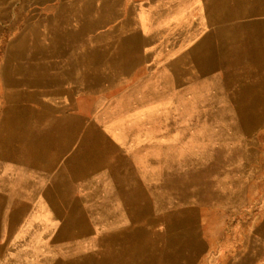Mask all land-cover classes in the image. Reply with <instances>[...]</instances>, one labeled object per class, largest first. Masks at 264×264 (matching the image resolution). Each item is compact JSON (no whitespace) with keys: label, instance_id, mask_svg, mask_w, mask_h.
<instances>
[{"label":"crops","instance_id":"obj_1","mask_svg":"<svg viewBox=\"0 0 264 264\" xmlns=\"http://www.w3.org/2000/svg\"><path fill=\"white\" fill-rule=\"evenodd\" d=\"M4 4L0 264H264V160L260 176L148 189L162 154L129 146L132 120L141 134L148 113L207 102L232 134L264 132V0Z\"/></svg>","mask_w":264,"mask_h":264},{"label":"rangeland","instance_id":"obj_2","mask_svg":"<svg viewBox=\"0 0 264 264\" xmlns=\"http://www.w3.org/2000/svg\"><path fill=\"white\" fill-rule=\"evenodd\" d=\"M5 1L9 2L10 0ZM12 11H14V9H12L9 4H4L3 6L0 5V17L1 15L4 17L10 16L12 15ZM6 22L7 20L4 22H0V26L9 25L6 24ZM169 106L172 107V105ZM169 106H167V108ZM203 107L205 110L202 109ZM195 108L196 109L193 115V119L178 118L182 111L184 112L186 109H183L179 112L176 109H166L167 111L163 113V116L166 117L164 119H152V117L150 116L151 114L148 113L146 120L141 121L145 122L146 124V130L141 134L138 130L140 127L139 120L131 121L132 125L130 129L131 136L129 146L147 147L148 156L150 154L153 155L155 149H157L158 152L162 154L163 166L157 171V174H155V171H153L149 165V162H152L153 164L154 161H148V178L152 181V184H148V189L154 188L153 184H155L156 180L153 178L155 177V175L159 176L156 178H160V175H163V177H174L178 175L180 178L183 177V179H187L186 177L188 175H193L196 178V186L197 182L200 181V187L202 177H206L208 171L211 175V181L214 177L218 176H239L245 179L246 177H249L251 175H258V173L259 176L262 175V172L258 166L263 163L262 161L264 160L263 152L260 151L262 149L261 147H264V132L262 133V129H260V132L262 134L259 135L235 136L231 133L232 131L229 128L232 125L231 121H227L226 119H224L227 114L233 115V113H223L219 104H196ZM170 116H173V118H169ZM187 136L190 139H188ZM123 138L127 141L129 136L125 135ZM124 146H128L126 142ZM257 147H260V152L258 151ZM210 156L212 158H210ZM149 157L154 160V157ZM177 161L179 162L178 167L175 164V162ZM246 186L247 191H244V194H250L251 185H246V183H243L244 190ZM83 250L89 251V248H85ZM37 261L44 262L42 258H36V262Z\"/></svg>","mask_w":264,"mask_h":264},{"label":"bare ground","instance_id":"obj_3","mask_svg":"<svg viewBox=\"0 0 264 264\" xmlns=\"http://www.w3.org/2000/svg\"><path fill=\"white\" fill-rule=\"evenodd\" d=\"M129 8V7H128ZM219 9V8H218ZM162 10V9H161ZM212 10V9H211ZM127 12V11H126ZM215 12V11H214ZM215 14V13H214ZM213 15V14H212ZM217 17V16H216ZM220 17V16H219ZM125 20H127V19H125ZM129 20V19H128ZM134 20V19H133ZM138 22V21H137ZM101 23V22H100ZM136 24V23H135ZM131 26V25H130ZM227 26V25H226ZM237 26V25H236ZM42 27H43V25H42ZM126 28V27H125ZM139 28V27H138ZM222 28V27H221ZM223 28H224V26H223ZM222 28V29H223ZM233 28H235V25H234V27ZM239 28V27H238ZM45 29V28H44ZM61 29H63V28H61ZM219 29H220V27H219ZM122 30L124 31V29H123V27H122ZM216 30L218 31V29L216 28ZM239 31V30H238ZM43 32V31H42ZM47 32V31H46ZM59 33V32H58ZM66 33V32H65ZM128 33V32H127ZM43 34H44V32H43ZM88 34V33H87ZM210 34V33H209ZM233 34H234V32H233ZM20 35V34H19ZM141 35H142V33H141ZM215 35V34H214ZM42 36V35H41ZM181 37V36H180ZM205 37H206V35H205ZM204 37V38H205ZM216 38V37H215ZM16 39H18V37L16 38ZM199 39V38H198ZM229 41V40H228ZM203 42V41H202ZM209 43V42H208ZM227 43H229V42H227ZM231 43V42H230ZM63 44V43H62ZM216 45V44H215ZM111 46V45H110ZM230 46V45H229ZM235 46V45H234ZM233 46V47H234ZM228 48V47H227ZM109 49V48H108ZM218 49V48H217ZM232 49H234V48H232ZM28 50V49H27ZM7 51V50H6ZM40 51V50H39ZM184 51V50H183ZM9 52V51H8ZM12 52H14V51H12ZM15 53V52H14ZM16 53H18V52H16ZM27 53V52H26ZM181 53V52H180ZM179 53V54H180ZM235 53V52H234ZM138 54V53H137ZM236 54V53H235ZM19 55H21V54H19ZM141 55V54H140ZM208 54H206V56H207ZM144 56V55H143ZM177 56V55H176ZM228 56V55H227ZM105 57V56H104ZM137 57V56H136ZM189 57H190V55H189ZM219 57V56H218ZM229 57V56H228ZM214 58V57H213ZM220 58V57H219ZM8 59V58H7ZM173 59V58H172ZM204 59H205V57H204ZM226 60V59H225ZM229 60V59H228ZM221 61V60H220ZM5 62V61H4ZM15 62V61H14ZM198 62V61H197ZM207 62V61H206ZM224 62H226V61H224ZM213 63H215V62H213ZM26 64V63H25ZM108 64V63H107ZM191 64V63H190ZM216 64V63H215ZM102 65V64H101ZM165 65V64H164ZM184 65V64H183ZM252 65V64H251ZM112 66V65H111ZM212 66V65H211ZM216 66V65H215ZM220 66V65H219ZM98 67V66H97ZM101 67V66H100ZM222 67V66H221ZM232 67V66H231ZM238 67H240V65L238 66ZM237 67V68H238ZM251 67H253V66H251ZM20 68V67H19ZM107 68V67H106ZM233 68V67H232ZM235 68V67H234ZM248 68H250L249 66H248ZM190 69V68H189ZM188 69V70H189ZM204 69V68H203ZM214 69H216V68H214ZM230 69V68H229ZM245 69H247V68H245ZM19 70V69H18ZM104 70V69H103ZM213 70V69H212ZM20 71V70H19ZM95 71H97V70H95ZM195 71V70H194ZM202 71V70H201ZM16 72V71H15ZM196 72V71H195ZM194 72V73H195ZM228 72H230V71H228ZM251 72V71H250ZM255 72H257V71H255ZM199 73H200V71H199ZM229 74V73H228ZM252 74V73H251ZM102 75V74H101ZM253 75H254V73H253ZM256 75V74H255ZM18 76V75H17ZM184 76V75H183ZM192 76V75H191ZM39 77V76H38ZM122 77V76H121ZM184 77H186V76H184ZM196 77V76H195ZM36 78H37V76H36ZM253 78V77H252ZM169 79V78H168ZM192 79V78H191ZM247 79V78H246ZM171 80V79H170ZM85 81V80H84ZM175 81V80H174ZM244 81V80H243ZM16 83H17V81H15ZM28 82V81H27ZM16 83H14V84H16ZM29 83H30V81H29ZM176 83V82H175ZM183 83V82H182ZM181 83V84H182ZM186 83H188V82H186ZM7 84H8V82H7ZM13 84V83H12ZM166 84H168V83H165V85ZM228 84V83H227ZM242 84V83H241ZM245 84V83H244ZM30 85V84H29ZM234 85H237V84H234ZM168 86V85H167ZM6 87V86H5ZM172 87V86H171ZM239 87V86H238ZM24 88V87H23ZM229 88V87H228ZM237 88V87H236ZM15 89H17V88H15ZM226 89V88H225ZM242 89V88H241ZM162 90V89H161ZM243 90V89H242ZM231 91V90H230ZM238 91V90H237ZM246 92V91H245ZM255 92V91H254ZM188 94V93H187ZM214 94V93H213ZM211 95V94H210ZM238 95V94H237ZM240 95V94H239ZM252 96V95H251ZM12 97V96H11ZM214 97V96H213ZM238 97V96H237ZM218 99V98H217ZM249 100V99H248ZM211 101V100H210ZM223 101V100H222ZM232 101H233V99H232ZM208 103V102H207ZM206 103V104H207ZM233 103V102H232ZM210 104H211V102H210ZM216 104V103H215ZM213 105V104H212ZM226 105V104H225ZM261 105V104H260ZM219 106H221V105H219ZM223 106V105H222ZM263 106V105H262ZM261 106V107H262ZM147 107H148V105H147ZM206 107V106H205ZM218 108V107H217ZM254 108V107H253ZM201 109V108H200ZM202 109H204V107L202 108ZM201 109V110H202ZM205 110V109H204ZM203 110V111H204ZM232 110V109H231ZM248 110V109H247ZM213 111V110H212ZM230 111V110H229ZM253 111V110H252ZM215 112V111H214ZM228 112V111H227ZM205 113V112H204ZM261 113V112H260ZM150 114V113H149ZM253 114V113H252ZM257 114V113H256ZM248 115H249V113H248ZM203 116V115H202ZM205 116V115H204ZM173 117V116H172ZM244 116H242V118H243ZM181 118V117H180ZM234 118V117H233ZM245 118V117H244ZM254 118H257V116L256 117H254ZM251 119V118H250ZM173 120V119H172ZM246 120V119H245ZM250 121V120H249ZM260 121V120H259ZM238 122H240V121H238ZM224 123V122H223ZM219 124V123H218ZM221 124V123H220ZM245 125V124H244ZM202 126H204V125H202ZM213 126V125H212ZM209 127V126H208ZM221 127V126H220ZM240 127V126H239ZM194 128V127H193ZM198 128H199V126H198ZM218 128V127H217ZM203 129H204V127H203ZM213 129V128H212ZM190 130V129H189ZM196 130V129H195ZM214 132V131H213ZM212 132V133H213ZM242 132V131H241ZM246 132V131H245ZM203 134H205V133H203ZM188 135V134H187ZM200 135H202V134H200ZM221 135V134H220ZM227 135V134H226ZM244 135V134H243ZM194 136V135H193ZM197 136V135H196ZM212 136V135H211ZM228 136V135H227ZM235 136H237L236 134H235ZM188 137V136H187ZM192 137V136H191ZM195 138V137H194ZM209 138V137H208ZM188 139H190L189 137H188ZM203 139V138H202ZM211 139V138H210ZM227 139V138H226ZM187 140V139H186ZM206 140V139H205ZM215 140V139H214ZM189 141V140H188ZM187 141V142H188ZM178 142V141H177ZM176 142V143H177ZM190 142V141H189ZM194 142V141H193ZM196 142V141H195ZM199 142V141H198ZM218 142V141H217ZM229 142V141H228ZM202 143V142H201ZM227 143V142H226ZM6 144V143H5ZM170 144V143H169ZM168 144V145H169ZM175 144V143H174ZM210 144V143H209ZM208 144V145H209ZM212 144V143H211ZM179 145H180V143H179ZM35 146V145H34ZM170 146V145H169ZM231 146V145H230ZM167 147V146H166ZM171 147H173V146H171ZM218 147V146H217ZM234 148H236V147H234ZM164 149V148H163ZM216 149V148H215ZM214 149V150H215ZM232 149V148H231ZM229 150V149H228ZM163 151H165V150H163ZM170 151V150H169ZM227 151V150H226ZM231 151V150H230ZM208 152V151H207ZM201 153V152H200ZM219 153V152H218ZM167 154V153H166ZM204 154H206V153H204ZM208 154V153H207ZM215 154V153H214ZM224 155V154H223ZM166 156V155H165ZM199 156V155H198ZM208 156V155H207ZM216 156H217V153H216ZM200 157V156H199ZM202 158V157H201ZM210 158H212L211 156H210ZM189 159V158H188ZM164 160H165V158H164ZM191 160V159H190ZM213 161V160H212ZM198 162V161H197ZM191 163V162H190ZM182 169V168H181ZM174 171V170H173ZM175 172V171H174ZM177 172V171H176ZM181 174V173H180ZM167 176V175H166ZM172 176H173V174H172ZM179 177V176H178ZM182 177V176H181ZM36 199V198H35ZM47 202V201H46ZM34 208H35V206H34ZM33 208V209H34ZM22 229V228H21ZM20 231V230H19ZM27 238V237H26ZM50 239V238H49Z\"/></svg>","mask_w":264,"mask_h":264}]
</instances>
